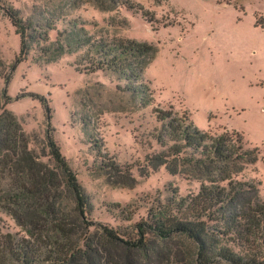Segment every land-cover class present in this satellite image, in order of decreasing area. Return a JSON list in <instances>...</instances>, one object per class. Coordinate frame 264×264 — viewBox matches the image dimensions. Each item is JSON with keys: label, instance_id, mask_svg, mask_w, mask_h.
Here are the masks:
<instances>
[{"label": "rangeland", "instance_id": "rangeland-1", "mask_svg": "<svg viewBox=\"0 0 264 264\" xmlns=\"http://www.w3.org/2000/svg\"><path fill=\"white\" fill-rule=\"evenodd\" d=\"M0 4L40 31L12 70L20 39L0 9V57L8 77L0 78V90L11 97L6 107L39 160L55 166L48 134L59 148L88 201L90 234L103 224L123 238H136V225L158 202L174 192H198L200 182L186 173L148 166L147 157L163 149L156 140L162 126L158 110L210 134L237 131L244 148L257 147V161L232 176L254 186L264 202V0H130L131 7L119 0ZM131 42L154 50L85 69L98 45ZM131 67L140 75L137 82L122 72ZM36 96L50 107L49 123ZM5 233L25 236L0 204V236ZM146 242L163 247L166 259L156 264H232L199 256L184 236L162 241L147 235Z\"/></svg>", "mask_w": 264, "mask_h": 264}, {"label": "trees", "instance_id": "trees-1", "mask_svg": "<svg viewBox=\"0 0 264 264\" xmlns=\"http://www.w3.org/2000/svg\"><path fill=\"white\" fill-rule=\"evenodd\" d=\"M119 1L131 7L130 0ZM0 9L20 39L13 70L40 31L23 20L18 11L3 4ZM131 43L98 45L89 53L85 69H103L134 53L154 50L149 44ZM4 70L0 57V78L7 80ZM122 72L126 79L140 80L135 68ZM36 97L49 123L50 107L42 96ZM10 99L1 89L0 204L25 236H0V264H156L166 259L161 245L156 244V249L148 246L147 235L162 241L184 236L201 257L225 259L232 264H264V202L254 186L232 176L245 164L257 161L258 148H244L237 131L210 134L187 123L185 117L158 110L162 126L156 140L163 149L147 157L148 166H164L170 174L186 173L200 182L198 192L186 196L174 192L165 203L158 202L148 218L136 225V238H123L103 224H97L90 234L88 201L82 186L49 134V155L55 166L47 165L29 150L26 134L6 107ZM216 223L222 227L218 229Z\"/></svg>", "mask_w": 264, "mask_h": 264}]
</instances>
